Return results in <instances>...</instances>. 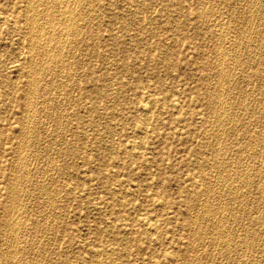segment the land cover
<instances>
[{"label": "rangeland", "instance_id": "obj_1", "mask_svg": "<svg viewBox=\"0 0 264 264\" xmlns=\"http://www.w3.org/2000/svg\"><path fill=\"white\" fill-rule=\"evenodd\" d=\"M49 1L0 0V264H264V0Z\"/></svg>", "mask_w": 264, "mask_h": 264}, {"label": "bare ground", "instance_id": "obj_2", "mask_svg": "<svg viewBox=\"0 0 264 264\" xmlns=\"http://www.w3.org/2000/svg\"><path fill=\"white\" fill-rule=\"evenodd\" d=\"M35 1H36V0H35ZM50 1H51V0H50ZM50 1H49V2H50ZM64 1H67V0H64ZM69 1H70V0H68L67 2H63L62 5H61V8L55 6V8L57 7V8L60 9V10H58V12H57V9H55V10H56L55 13L57 12V13H58L57 15H60V16H66L67 19H70L71 16H72V15H71V12H72V10H73V9H72L73 6H72V4H71V5L69 4ZM72 1H73V0H72ZM78 1H79V0H78ZM80 1H81V0H80ZM257 1H258V0H257ZM75 2L77 3V1H75ZM40 3H41V2H40ZM59 3H60V2H59ZM70 3H71V2H70ZM25 4H26V3H25ZM25 4H24V5H25ZM48 4H49V3H48ZM48 4H47V8L50 7V6L48 7ZM51 4H52V1H51ZM45 5H46V4H45ZM69 5H70V6H69ZM74 5H76V4H74ZM30 6H31V5H29V7H30ZM59 6H60V4H59ZM71 6H72V7H71ZM29 7H28V8H29ZM37 7H38V6H37ZM76 7H77V5H76ZM77 8H78V7H77ZM30 9H31V8H30ZM44 9H45V7H44ZM36 10H38V9L36 8ZM42 10H43V9H42ZM53 11H54V9H53ZM81 11H82V10H81ZM28 12H29V11H28ZM40 12H41V11H40ZM45 12H46V11H45ZM84 12H85V11H84ZM201 12H202V11H201ZM35 13H36V12H35ZM41 13H42V12H41ZM41 13H39V14H41ZM55 13H53L52 10H51V11H47L46 22L43 20V21L45 22V24H48L49 26H51V25L53 26V23L55 22V18H56ZM37 14H38V13H37ZM200 14H201V13H200ZM30 15H31V16H29V17L27 16V17H28V22H29V24L33 27V26L36 24V23L34 24V22H35L37 19H36L34 16H32V14H30ZM44 15H46V13H45ZM73 15H74V14H73ZM238 16H239V15H238ZM40 17H41V15H40ZM42 17H43V15H42ZM72 17H74V16H72ZM75 17H76V16H75ZM81 17H83V16H80V19H83V18H81ZM58 18H59V16H58ZM66 18H65V19H66ZM244 18H245V17H244ZM39 19H40V18H39ZM67 19H66V20H67ZM2 20H3V19H2ZM10 20H11V19H10ZM61 20H62V19H61ZM61 20L58 21V22H61ZM70 20H71V19H70ZM72 20H73V19H72ZM13 21H14V20H13ZM62 21H63V20H62ZM67 21L69 22V20H67ZM77 21H78V20H77ZM58 22H57V24H58ZM55 23H56V22H55ZM61 23H62V22H61ZM61 23H60V24H61ZM69 23H70V22H69ZM241 23H242V22H241ZM27 24H28V23H27ZM66 24H67V23H66ZM37 25L40 26L39 24H37ZM55 25H56V24H54V27H55ZM64 25H65V24H64ZM41 26H42V25H41ZM41 26H40V27H41ZM60 26H61V25H60ZM66 26H67V28H68V25H66ZM240 26H241V25H240ZM247 26H248V25H247ZM35 27H36V26H35ZM47 27H48V26H47ZM62 27H63V26H62ZM64 27H65V26H64ZM29 28H30V27H29ZM41 28H42V27H41ZM49 28H50V27H49ZM49 28H48V29H49ZM51 28H52V27H51ZM239 28H240V27H239ZM33 29H34V28H33ZM36 29H37V31H40L39 28H35V30H36ZM38 29H39V30H38ZM46 29H47V28H46ZM60 29H61V28H60ZM72 29H73V28H72ZM72 29H71V31H73ZM31 30H32V29L30 28V31H31ZM51 30H52V29H51ZM64 30L66 31V28H65ZM247 30H248V29H247ZM43 31H45V29H44ZM43 31H42V32H43ZM61 31H62V30H61ZM32 32H33V31H32ZM32 32H31V33H32ZM46 32H47V30H46ZM49 32H50V31H49ZM66 32H67V31H66ZM68 32H69V30H68ZM240 32H241V31H240ZM243 32H244V31H243ZM40 33H41V32H40ZM50 33H52V32H50ZM70 33H71V32H70ZM78 33H79V32H78ZM32 34H33V33H32ZM42 34H44V32H43ZM42 34H41V37L44 36V35H42ZM66 34H67V33H66ZM59 35H60V34H59ZM62 35H63V34H62ZM221 36H222V35H221ZM59 37H60V36H59ZM66 37H67V36H66ZM71 37H72V36H71ZM71 37H70V38H71ZM76 37H77V36H76ZM38 38H39V36H38ZM59 39H60V38H59ZM32 40H33V39H32ZM63 40H64V39H63ZM60 41H61V43H62V39H60ZM64 41H66V40H64ZM70 41H71V40H70ZM35 42H36V41H35ZM35 42H34V43H35ZM49 42H50V41H49ZM57 42H58V40H57ZM32 43H33V42H32ZM69 43H70V42H69ZM71 43H72V42H71ZM46 44H47V43H46ZM46 44H45V45H46ZM32 45H33V44H32ZM219 45H220V44H219ZM219 45H218V46H219ZM30 46H31V45H30ZM46 46H47V45H46ZM73 47H74V46H73ZM73 47H72V48H73ZM33 48H35V47H33ZM37 48H38V47H37ZM27 49H28V48H27ZM58 49H59V48H58ZM219 49H220V48H219ZM28 50H30V49H28ZM47 50H48V49H47ZM50 50H51V49H50ZM60 51H61V50H60ZM58 52H59V51H58ZM26 53H27V52H26ZM41 53H42V52H41ZM47 53H48V52H47ZM53 53H54V52H53ZM56 53H57V52H56ZM63 53H64V52H63ZM216 53H217V51H216ZM34 55H35V54H34ZM52 55H53V54H52ZM29 56H30V54H29ZM53 56H54V55H53ZM53 56H52V58L55 59ZM64 56H65V55H64ZM69 56H70V55H69ZM27 57H28V56H27ZM36 57H37V56H36ZM62 57H63V56H62ZM62 57H61V58H62ZM237 57H238V56H237ZM28 58H29V57H28ZM42 58H43V57H42ZM45 58H46V57H45ZM68 58H69V57H68ZM43 59H44V58H43ZM49 59H50V58H48L47 61H48ZM65 59H66V58H65ZM241 59H242V58H241ZM243 59H244V58H243ZM44 60H45V59H44ZM51 60H52V59H50V61H51ZM45 61H46V60H45ZM59 61H60V59H59ZM74 61H75V60H74ZM212 61H213V60H212ZM221 61H222V60H221ZM48 62H49V61H48ZM48 62H47V63H48ZM52 62H54V61L52 60ZM52 62H51V63H52ZM227 62H228V61H227ZM237 62H238V60H237ZM245 62H246V61H245ZM44 63H45V62H44ZM47 63H46V64H47ZM218 63H219V62H218ZM221 63H222V62H221ZM52 64H53V63H52ZM57 64H58V63H57ZM69 64H70V63H69ZM233 64H234V63H233ZM50 65H51V64H50ZM226 65H227V63H226ZM245 65H246V64H245ZM30 66H31V65H30ZM42 66H43V65H42ZM54 66H55V65H54ZM65 66H66V65H65ZM227 66H228V65H227ZM229 66H230V65H229ZM55 67H56V66H55ZM28 68H29V67H28ZM231 68H232V67H231ZM244 68H245V67H244ZM30 69H31V68H30ZM38 69H39V67H38ZM40 69H42V68H40ZM40 69H39V70H40ZM47 69H49V66H48ZM57 69H58V68H57ZM27 70H28V69H27ZM42 70H43V69H42ZM218 71H219V70H218ZM218 71H217V72H218ZM45 72H46V71H45ZM228 73H229V72H228ZM230 73H231V72H230ZM47 74H48V73H47ZM27 75H28V74H27ZM38 75H39V74H38ZM33 76H34V75H33ZM43 76H44V75H43ZM53 76H54V75H53ZM217 76H218V75H217ZM224 76H225V75H224ZM40 79H41V78H40ZM40 79H39V80H40ZM226 79H227V78H226ZM32 80H33V79H32ZM35 80H36V79H35ZM60 81H62V80H60ZM34 82H35V81H34ZM56 83H57V82H56ZM219 83H220V82H219ZM30 84L32 85V83H30ZM26 85H27V84H26ZM59 85H61V84H59ZM50 86H51V85H50ZM50 86H49V87H50ZM216 86H217V85H216ZM56 87H58V86H56ZM45 88H46V87H45ZM51 88H53V86H52ZM62 88H63V87H62ZM46 90H47V89H46ZM44 91H45V90H44ZM62 91H63V90H62ZM222 92H223V91H222ZM28 94H29V93H28ZM30 95H31V94H30ZM34 97H35V96H34ZM214 97H215V96H214ZM29 98H30V97H29ZM34 99H35V98H34ZM145 99H146V98H145ZM219 103H220V102H219ZM33 104H34V103H33ZM67 104H68V103H67ZM25 106H26V105H25ZM40 106H41V105H40ZM145 108H146V107H145ZM30 109H31V108H30ZM58 109H59V108H58ZM149 109H150V108H149ZM59 110H60V109H59ZM143 111H144V110H143ZM222 111H223V110H222ZM30 112H31V111H30ZM145 112H146V110H145ZM145 112H144V113H145ZM144 113H143V114H144ZM224 113H225V112H224ZM29 114H30V113H29ZM27 115H28V113H27ZM146 115H148V114L146 113V114H145V117H146ZM217 115H218V114H217ZM215 116H216V115H215ZM30 117H31V116H30ZM145 117H144V118H145ZM221 117H222V116H221ZM27 118H28V117H27ZM215 118H216V117H215ZM25 120H26V118H25ZM25 120H24V121H25ZM61 120H62V119H61ZM220 120H221V119H220ZM29 123H30V122H29ZM28 125H29V124H28ZM30 125H33V124H30ZM25 127H26V125H25ZM22 129H23V128H22ZM27 129H28V128H27ZM24 131H25V130H24ZM142 131H143V130H142ZM27 136H28V135H27ZM24 137H25V136H24ZM27 142H28V141H27ZM22 144H23V143H22ZM27 144H28V143H27ZM27 147H28V146H27ZM19 148H20V147H19ZM219 151H220V150H219ZM219 151H218V152H219ZM70 152H71V151H70ZM215 152H216V151H215ZM47 153H48V152H47ZM218 154H219V153H218ZM19 155H20V154H19ZM20 157H21V156H20ZM19 159H20V158H19ZM23 159H24V158H23ZM55 163H56V162H55ZM14 165H15V164H14ZM15 166H16V165H15ZM19 167H20V166H19ZM19 167H18V168H19ZM23 168H24V167H23ZM45 168H46V167H45ZM245 171H246V170H245ZM52 175H53V174H52ZM49 181H50V180H49ZM36 182H37V181H36ZM230 184H231V183H230ZM200 186H201V185H200ZM12 187H13V186H12ZM12 187L10 186V189L13 190L14 188H12ZM42 187H43V186H42ZM209 187H210V186H209ZM15 189H17V188H15ZM42 189H44V188H42ZM231 192H233V191H231ZM42 194H43V193H42ZM13 198H14V197H13ZM12 200H13V199H12ZM50 201H51V200H50ZM11 202H14V201H11ZM14 203H15V202H14ZM254 205H255V204H254ZM18 207H19V206H17V210H18ZM10 208H11V207H10ZM249 208H250V207H249ZM9 211H10V210H9ZM16 213H17V211H16ZM51 213H52V212H51ZM10 214H11V213H10ZM21 216H22V215H21ZM47 217H48V216H47ZM234 217H235V216H234ZM13 218H14V216H13ZM13 218H12V219H13ZM226 218H227V217H226ZM16 219H17V218H16ZM18 219H19V218H18ZM7 221H8V219H7ZM7 221H6V222H7ZM10 221H11V220H10ZM10 221H8V224H7L8 227L10 226V225H9V222H10ZM12 222H13V220H12ZM49 222H50V221H49ZM144 222H145V220H144ZM15 223H16V222H15ZM12 224H13V223H12ZM12 224H11V225H12ZM14 226H15V225H14ZM14 226H13V227H14ZM153 226H154V225H153ZM15 227H16V226H15ZM15 227H14V228H15ZM12 229H13V228H12ZM152 229H154V228H152ZM155 230H157V229H155ZM150 231H152V230L150 229ZM227 233H228V232H227ZM258 234H259V233H258ZM14 235H15V233H14ZM15 236H16V235H15ZM12 237H13V236H12ZM30 237H31V236H30ZM198 237H199V236H198ZM16 238H17V237H16ZM16 238H15V239H16ZM18 238H19V237H18ZM245 238H246V237H245ZM249 238H250V237H249ZM251 239H252V238H251ZM254 239H255V238H254ZM256 240H257V239H256ZM14 241H15V240H14ZM38 242H39V241H38ZM247 243H248V242H247ZM16 244H17V243H16ZM33 246H34V245H33ZM8 248H9V246H8ZM15 248H16V247H15ZM32 249H33V248H32ZM19 250H20V249H19ZM30 250H31V249H30ZM45 251H46V250H45ZM45 251H44V252H45ZM3 252H4V251H3ZM5 253H6V252H5ZM2 255H3V254H2ZM10 255H11V254H10ZM4 257H5V256H4ZM5 263H6V262H5ZM26 263H27V262H26ZM256 263H257V262H256ZM195 264H196V263H195Z\"/></svg>", "mask_w": 264, "mask_h": 264}]
</instances>
